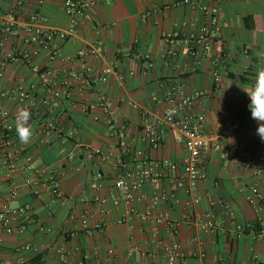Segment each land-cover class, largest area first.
<instances>
[{
  "label": "crops",
  "instance_id": "obj_1",
  "mask_svg": "<svg viewBox=\"0 0 264 264\" xmlns=\"http://www.w3.org/2000/svg\"><path fill=\"white\" fill-rule=\"evenodd\" d=\"M38 1H28L24 11L38 9L51 26L70 27L64 0H43L42 4ZM178 1L101 0L79 20L75 35L54 41L60 58L52 60L49 53L42 52L31 62L6 66L1 88L9 91L10 96L2 106L10 118L4 121L0 116V206L15 191L11 204L29 205L30 210L24 227L11 234L1 233L0 256L4 263L129 260L147 264L151 261L149 253L159 252L153 221L163 217L178 228L176 238L186 253L185 264H264V235L254 227L258 222L264 227V210L258 212L248 200L255 183H260L264 191V168L258 160L264 156V142L256 133H248L243 125L237 130L229 129L235 120L245 123V116L251 113L249 97L241 87H251L258 66H264V0H219L220 46L228 59L220 91L196 102V111L206 115V134L212 142L208 176L199 182L196 192L188 195L177 190L178 200L171 198L153 206L150 197L165 188L173 189V185L168 178L148 182L141 191L143 198L137 202L138 212L131 214L122 193L114 188L119 173L142 163V158L135 156L138 150L150 160L171 161L183 168L187 150L174 133L167 131L161 145L153 148L143 139L145 123L167 107L166 102L159 100L168 87L180 84L187 93L214 88L210 59L202 58L195 64L187 52V36L197 32L206 17L188 5H178ZM8 10L9 2L0 3V15ZM144 13L148 14L145 19ZM177 29L181 32L178 42L164 38V32ZM18 40L10 38L3 55ZM94 40L104 44L99 57H91L85 63L68 64L62 60ZM218 45L213 53L218 52ZM107 66L115 70L108 82L94 81L90 86L82 82L84 75L97 77ZM43 72H49L54 86H69L68 95L54 107L45 104L49 91L40 85L39 75ZM32 84L36 86L34 91ZM20 85L31 91L43 112V117L30 121L34 135L29 144L19 141L14 127L15 114L23 104L18 98ZM104 96L111 101L108 112L100 105ZM133 103L146 108L148 113L134 108ZM110 116L126 127L123 146L108 130ZM50 117L59 119L63 133L45 127ZM5 126L14 128L9 144L2 141ZM217 141L221 143L220 149L215 148ZM94 149H101L105 158L89 157L88 152ZM7 154L15 158L13 168L4 163ZM27 158L43 172L58 175L64 201L54 199L33 180V173L25 168ZM98 199H105L106 203ZM222 199L229 202L233 215L221 205ZM206 212L213 213L215 218L212 231L203 232L195 223L183 219L191 214L199 220ZM85 215L87 227L83 225ZM248 225L255 231L248 229ZM160 227L163 238L172 236L171 227ZM200 246L206 253L205 259L194 255Z\"/></svg>",
  "mask_w": 264,
  "mask_h": 264
},
{
  "label": "built area",
  "instance_id": "obj_2",
  "mask_svg": "<svg viewBox=\"0 0 264 264\" xmlns=\"http://www.w3.org/2000/svg\"><path fill=\"white\" fill-rule=\"evenodd\" d=\"M31 0H0L2 2H9V10L7 13L0 15V116L4 121L10 118V113L3 108L4 101L9 98L10 92L1 88L4 79V70L9 63L19 61L31 62L32 59L42 52L49 53L52 60L58 59V50L54 46V41L57 38L65 40L77 32V24L79 20L84 17L95 5L101 0H64V8L70 18L71 25L65 29H58L51 26L46 18L40 13L38 9L31 12L24 11L26 3ZM109 3L111 0H104ZM39 4L43 0L38 1ZM178 5H188L195 10L200 11L206 17V22L200 27L197 32L191 33L187 36L188 55L193 63L198 64L202 58L210 59L211 73L214 80V88L212 90H197L192 93H187L183 85L177 84L168 87L165 96L159 101L167 103V107L159 115L150 116L144 126L143 139L149 142L153 148L161 145L162 137L167 131L174 133L178 142L182 143L187 150V158L183 168L171 161L155 162L150 160L148 156L144 155L143 151L138 150L135 156L141 157L142 163L134 169L125 170L118 174L114 181L115 190L123 195V200L127 204L131 214H136L137 202L143 198L141 193L143 186L148 183H156L168 178L173 189H164L162 192H155L150 201L153 206L159 203H166L169 199L176 200V191L182 190L188 195L196 192L200 181L208 176L207 164L208 153L212 148L211 139L206 134V115L202 112L196 111V102L204 97H208L213 93L219 92L221 83L226 69L228 59L227 52L224 47L220 46V37L222 32L221 25V7L219 0H179ZM147 13L142 15L145 19ZM163 36L170 42H178L180 40L181 32L177 29L174 32H164ZM17 37L19 40L12 46L11 51L3 55V49L6 42L12 38ZM219 44V45H218ZM218 45L219 50L213 53L214 47ZM104 52V44L101 40H94L88 47L80 49L76 54L63 57L62 60L68 64L76 61L85 63L91 57H99ZM247 52V51H246ZM143 55H137L140 58ZM146 57V56H145ZM37 70V69H36ZM115 74L112 66H107L102 69L97 77L83 76L82 82L86 86H90L94 81L103 83L108 82L110 77ZM79 77L78 73L73 74ZM40 85L44 90L49 91L45 104L49 107L57 105L61 99L68 95L69 86L56 87L52 84L49 72L40 73ZM123 79L122 75H118ZM30 88L36 90L35 84ZM19 101L21 107H26L31 112V120L43 117L42 110L36 105V102L31 94V91L20 85ZM250 104V99H248ZM102 108L108 112L111 107V101L104 96L100 100ZM133 107L141 109L144 114L148 111L142 108L139 104L133 103ZM174 109L175 114L169 116L168 110ZM97 119V118H96ZM30 120V121H31ZM108 130L112 135L120 141V145H125L127 138L126 127L120 124L119 120L114 116L107 119ZM254 135L258 127L257 122L251 118V113L245 116V123L240 120H235L230 126V130H237L241 126ZM45 127L51 131L63 133L64 128L57 117H50ZM14 128L12 126H5L2 132V141L6 144L11 143ZM72 133V132H71ZM215 148L220 149L221 143L217 141ZM88 156L93 158L95 156L104 159L105 156L101 149H94L88 152ZM14 157L7 154L4 157V163L13 168L15 166ZM259 162L264 168V156L258 158ZM120 162V161H119ZM121 163V162H120ZM249 166V165H248ZM25 168L31 171L34 175L33 180L41 184L42 190L50 194L54 199L64 201L65 194L62 190L61 181L58 175L51 172H43L32 159L25 160ZM261 171V168L257 172ZM102 177V174H98ZM16 192L12 191L7 200L0 206V255L2 252V237L1 233L11 234L18 227H24L25 220L30 210L29 205L13 206L12 200L16 196ZM99 200V199H98ZM250 204L256 208L258 212L264 210V191L260 183H255L248 196ZM102 204L106 203L105 199L99 200ZM221 205L229 210L231 215L230 204L227 200L222 199ZM188 222L195 223L203 232L212 231L215 228V218L213 213L206 212L199 220H195L193 215L186 214L183 216ZM125 219L122 220V222ZM166 224L173 230L172 236L163 238L161 235V225ZM83 225L88 226L87 216H83ZM95 228H100L96 225ZM240 230L241 226L238 227ZM248 229L255 231L252 225L247 226ZM178 228L173 226L172 222L166 218L158 217L153 221V236L159 252L149 253L151 261L147 264H185L186 253L183 250L181 242L176 238ZM260 235H264V227L259 231ZM109 254H113V250H109ZM195 256L205 259L206 253L203 247L200 246L199 252L194 253ZM163 259L161 261L159 259ZM0 264H6L1 260ZM63 264H74L65 260ZM78 264H135L132 261H123L119 263L110 260L101 261H81Z\"/></svg>",
  "mask_w": 264,
  "mask_h": 264
},
{
  "label": "clouds",
  "instance_id": "obj_3",
  "mask_svg": "<svg viewBox=\"0 0 264 264\" xmlns=\"http://www.w3.org/2000/svg\"><path fill=\"white\" fill-rule=\"evenodd\" d=\"M241 87V86H240ZM248 95V108L251 118L257 122L256 134L264 142V66H258L255 82L251 87H241ZM169 116L175 114L174 109L168 110ZM31 112L26 107L17 109L15 114V132L22 144H29L33 139V129L30 124Z\"/></svg>",
  "mask_w": 264,
  "mask_h": 264
},
{
  "label": "trees",
  "instance_id": "obj_4",
  "mask_svg": "<svg viewBox=\"0 0 264 264\" xmlns=\"http://www.w3.org/2000/svg\"><path fill=\"white\" fill-rule=\"evenodd\" d=\"M254 227L257 229V230H260L261 229V225H260V223L258 222V223H256L255 225H254Z\"/></svg>",
  "mask_w": 264,
  "mask_h": 264
}]
</instances>
